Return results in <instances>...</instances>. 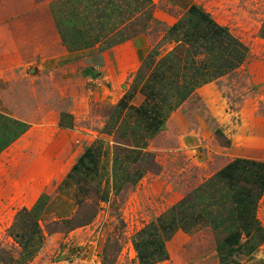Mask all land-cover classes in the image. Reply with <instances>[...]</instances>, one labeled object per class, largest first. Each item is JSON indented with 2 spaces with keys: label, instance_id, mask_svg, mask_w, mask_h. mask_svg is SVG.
<instances>
[{
  "label": "crops",
  "instance_id": "obj_1",
  "mask_svg": "<svg viewBox=\"0 0 264 264\" xmlns=\"http://www.w3.org/2000/svg\"><path fill=\"white\" fill-rule=\"evenodd\" d=\"M11 1L0 231L20 230L9 239L27 263L79 230L48 225L129 190L132 209L162 204L142 225L145 264H264V0H22L17 14ZM210 126L226 145L206 162Z\"/></svg>",
  "mask_w": 264,
  "mask_h": 264
},
{
  "label": "rangeland",
  "instance_id": "obj_2",
  "mask_svg": "<svg viewBox=\"0 0 264 264\" xmlns=\"http://www.w3.org/2000/svg\"><path fill=\"white\" fill-rule=\"evenodd\" d=\"M36 1L41 2L46 0ZM20 2L22 3V0L11 1L12 14H17ZM233 83H235L236 89L238 87L241 89L242 87L244 88L241 77L236 78ZM228 84L229 81H226L223 84L224 87L220 88V91L224 94L225 101V104L222 103V107L233 111L235 109L232 104L233 101L226 96ZM244 91L246 92L247 89L244 88ZM242 92L243 89L240 93L242 94ZM240 93L236 91L237 97ZM249 103L245 102V106L247 107ZM207 119L210 120V118ZM225 137L221 127H209V135L206 138L204 137V145L202 148L203 161L208 162L209 148L215 147L217 144L220 146L226 145ZM174 169L176 171L179 170L178 167ZM190 173L189 171L188 174ZM140 185L138 188L139 191L145 190L146 186L149 188L148 184ZM134 190L136 191L137 188ZM129 193V190L125 191L124 194L115 197L111 203L103 207H99L95 199L87 201L83 206L84 211L86 212L85 209H87V212H89L93 208L96 210L94 219L97 220L98 226L77 227L79 230L73 234L71 233V236H64L61 241L56 242V246L49 247L47 250L46 247L43 249L39 248L40 250L37 254L33 253L35 256L33 260H30V263H27L28 260L25 254L22 253V249L9 239L11 235L17 238L20 230L14 226L12 230L14 234H9V231L6 232L5 230L0 231V264H145L140 258L142 252L140 253L139 249L143 251V248L147 245V242L144 241L151 242L153 238L149 237L143 241V239L138 237V234L146 229L148 230L147 235L153 233V226L147 228V226L142 225L147 219L154 217L162 209V204L153 203L152 207L150 203L152 198L149 200L148 197L147 199H139L136 202L137 206H134V203L132 209L129 203L131 202ZM148 196L152 197L151 195ZM62 227L52 223L46 229L50 235V231L59 229V232L66 234L72 231L67 227L61 231Z\"/></svg>",
  "mask_w": 264,
  "mask_h": 264
},
{
  "label": "trees",
  "instance_id": "obj_3",
  "mask_svg": "<svg viewBox=\"0 0 264 264\" xmlns=\"http://www.w3.org/2000/svg\"><path fill=\"white\" fill-rule=\"evenodd\" d=\"M85 203H86L85 201H82L81 206H80V210L77 212V214L72 219L65 220V221H62V222H55V225L56 226H63L61 228V231H62V229L66 228V227L69 230H73V229H76L79 226L86 225V224L92 222V220L94 219V217L96 215V210L93 208V210L87 212L88 210L85 209L86 210V212H85L84 211V207H83ZM50 225H52V224H50ZM50 225H48V226H50ZM48 228H50V227H48ZM59 231H60V229L59 230H55V231H50V233L59 232ZM147 232H148L147 229L146 230H142V232L138 234V237L139 238H143V236H145V234H147ZM153 241L154 240H152L149 243H153ZM147 246H148V242H147L146 247L143 248V251L139 249L140 253L142 252L140 258L143 261V263H145V259L147 258V256H149V254H151V251H150V249ZM8 264H10V263H8Z\"/></svg>",
  "mask_w": 264,
  "mask_h": 264
}]
</instances>
